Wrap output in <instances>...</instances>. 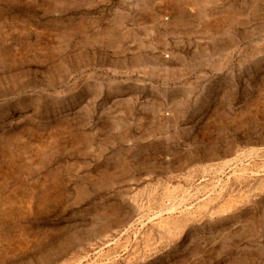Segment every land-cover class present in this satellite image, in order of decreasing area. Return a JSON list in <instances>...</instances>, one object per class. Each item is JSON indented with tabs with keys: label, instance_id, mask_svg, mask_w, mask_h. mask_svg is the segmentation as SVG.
I'll use <instances>...</instances> for the list:
<instances>
[{
	"label": "rangeland",
	"instance_id": "rangeland-1",
	"mask_svg": "<svg viewBox=\"0 0 264 264\" xmlns=\"http://www.w3.org/2000/svg\"><path fill=\"white\" fill-rule=\"evenodd\" d=\"M0 264H264V0H0Z\"/></svg>",
	"mask_w": 264,
	"mask_h": 264
}]
</instances>
